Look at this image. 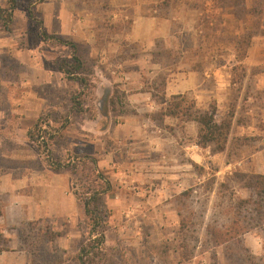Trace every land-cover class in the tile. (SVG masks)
<instances>
[{"label": "crops", "instance_id": "0c3cea01", "mask_svg": "<svg viewBox=\"0 0 264 264\" xmlns=\"http://www.w3.org/2000/svg\"><path fill=\"white\" fill-rule=\"evenodd\" d=\"M206 1L203 8L207 13L213 10L221 18L218 23L216 19L209 24L201 23L200 0H46L34 8L48 35L68 38L85 48L100 85L105 86L104 92L109 94L110 86L119 90L118 121L82 124V132L91 139L87 141V151L95 152L96 139L101 138L103 151L99 164L103 172L107 171L112 187L117 188L121 181L127 190L142 196L149 187L148 203L158 210L167 209L172 222L178 217L174 199L202 183L208 164L216 163L227 151L214 153L212 148L199 145L197 123L182 125L169 117L162 123H154L151 115L163 105L153 99L147 86L163 75L166 100L185 96L198 109L207 110L215 104L221 114L220 109L228 100V93L223 92L233 81L228 79L229 75L224 79L215 66L217 45L221 47L216 38L221 40L222 25L226 32L234 34L253 26L250 18L236 21L233 9L226 12L222 7L208 9L211 2ZM210 27H219L213 38L206 35ZM253 41L244 61L260 69L253 76L257 82L255 90L264 93V59L261 63L253 60L256 51L264 53V47ZM35 69L46 74L40 82L49 84L52 75H48V70L40 66ZM250 76L248 73L246 83ZM260 103L263 105L257 108L264 113V95ZM241 106L240 101L238 112ZM253 127L235 121L230 143L235 128L238 130L235 136H248L255 133ZM13 135L12 132L7 138L11 148L2 155L11 165L17 148ZM254 143L260 144L258 150L249 151L246 146L248 151H241L243 158L249 155V163H245L247 159L225 163L224 170L215 175L232 174L238 168L245 173L264 175V136ZM70 188L67 174H55L46 166L28 172L16 171L12 166L0 167V229L11 241L9 249L0 253V264H32L9 229L23 221L73 219L78 208L76 201L69 198Z\"/></svg>", "mask_w": 264, "mask_h": 264}, {"label": "rangeland", "instance_id": "374dc122", "mask_svg": "<svg viewBox=\"0 0 264 264\" xmlns=\"http://www.w3.org/2000/svg\"><path fill=\"white\" fill-rule=\"evenodd\" d=\"M208 1L211 3L207 8L213 9L215 3L212 0ZM261 1L241 0V4H238L234 0H227L226 2L222 1V4L224 5V12L228 9H233L239 15V19L234 16L236 21L238 20L239 22L244 21L246 18L244 15L245 10L250 11L255 5L259 8L264 7V0L263 4H261ZM37 3L38 0H17V9L10 32L3 28V21L0 22V167L12 166L16 171L20 170L21 172L45 167L47 155L44 153L42 155L39 154L37 148L30 143L28 138V131L43 117L45 123L50 125L49 128L47 126H44V128L48 129L52 134L56 133V130L61 131L65 124L68 125L62 130L66 136V140L60 141L53 148L52 158L55 160L61 158V161L69 162L71 159H74V155L93 157L98 162L100 173L108 178L107 171L103 172L100 167L101 164H99L102 156L101 152L103 151L101 138L96 139L95 152L90 149L87 151V141L91 139L87 138L85 132H82L81 126L84 123H107L108 120L109 122L118 121V110L113 111L110 102L118 94L119 90L116 86H110V93L107 94L104 92L105 86H101V80L98 79L95 84L96 96L94 98V108L90 107L89 100L85 102L84 112L76 113L72 110L71 99L81 89L77 85L78 83L66 81L58 71L59 63L71 55L69 49L57 46L53 41L48 40V43H43L44 34L47 33L43 24L36 23L29 15V10L34 12L35 4ZM7 6V0H0L1 8H7ZM201 6L204 7V5ZM208 13L210 16L206 24H209L210 21H215V19L218 23V20L221 19L214 15L213 10ZM247 18L251 19L253 26L255 22H259L260 25L257 28L259 32L253 38L254 41H252L253 44L257 45L259 42L264 47V15L262 18L257 17L256 21H254L252 15H249ZM221 22L224 24L223 18ZM218 28L210 27L206 35L208 36L209 34L213 38L215 30H218ZM221 28V40H219L218 36L216 38V43L219 44L220 41L221 47L217 45V63L215 66L221 70L224 79L229 75L228 79L234 81L233 70L236 61L234 39L239 33L234 34L233 31L226 32L224 25ZM210 36L208 37L209 39ZM263 59L264 53L256 51L253 60L261 63ZM9 65L17 66L18 83L13 81V79H16V74L9 70ZM90 65L93 67L94 63L90 62ZM243 65L250 72L260 70L256 66H248V64H245V61ZM38 66L43 68V70L46 68L48 75H52L49 84H42L40 82V79L46 74L35 69ZM256 83L255 77H252L247 82L253 92L256 91ZM233 87L232 85L228 90L223 92L228 93V100L225 102L224 108L220 109L223 115L228 112L233 101ZM256 92L254 94L257 96ZM261 101V99H258L254 106H252V111L243 113L247 117L246 121H249L248 124L254 126L255 133L253 132V135L248 134V136L245 134L243 136H235L238 133L237 128H235V134L233 131L232 140L226 155H221L220 160L216 161V163L210 162L205 180L194 187H202L204 191H208L211 189L210 186L214 184L217 187L225 185L229 189L230 185H232L233 190L226 192V189L221 188L218 194L208 196V198L210 197V201L204 210L201 208L184 210L183 215L188 217L187 223L195 224L194 226L190 225L191 227L189 228V243L185 256H181L179 251L176 250L179 244H181V241L178 240L181 231L179 217L176 218V222H172V215L168 216L167 209L158 210L152 204H149L148 198L146 199V196L149 197L151 194L149 187L143 196L135 195L130 190H127L128 188H126L124 183L119 181L117 188L114 189L112 187L111 192L104 197L105 216L107 215L104 224L107 264H227L229 257L226 255L225 246H215L211 241L212 236H210V231L208 233L207 226L211 220L218 226L229 222V209H223L219 204L224 201L225 204H228L231 194L243 200L249 199L251 194L249 191L241 190L235 182V175L242 172L239 168L234 169L232 174H224V172L221 176H216L215 173L219 170L223 171L225 163L236 164L237 161H243L244 159H247L246 161L244 160L245 163H249V155L243 158L242 149L243 151H248L247 147L249 151L259 149L260 144L254 142L260 141L264 136L262 132L264 131V126H260V123L264 124V113L257 108L263 105L260 103ZM100 103H102V106ZM104 116H108V119L106 117L104 119ZM245 131L250 130L246 129ZM12 132L13 136H15V147H17L13 165H11L10 161L2 159L3 153H6L11 148L10 146H12L11 142L7 140ZM82 148L84 151H82ZM70 181L72 188L69 190V198L76 201L78 208V199L74 194L75 191L71 178ZM143 199L145 200L142 201ZM203 211L204 215L202 214ZM175 213L178 215L177 211ZM81 217L82 212L77 209V213L73 219L61 221L48 219L49 226H51L53 231L64 232L66 234V236L59 238L52 245L51 248L54 250L52 253L57 256L61 255L66 263L69 264H73L72 259L79 253L81 244L84 241L81 231ZM26 222L23 221L19 225L12 226L9 229L12 236L17 237V229ZM55 223H57V226H55ZM37 235L36 231L33 232L31 242L36 239ZM252 237L253 242L251 240ZM247 239L249 241L248 244ZM245 240L255 258L264 257V240L260 231L256 230L246 234ZM56 249L60 252H56ZM182 258H190V260L185 261Z\"/></svg>", "mask_w": 264, "mask_h": 264}, {"label": "trees", "instance_id": "16d2710c", "mask_svg": "<svg viewBox=\"0 0 264 264\" xmlns=\"http://www.w3.org/2000/svg\"><path fill=\"white\" fill-rule=\"evenodd\" d=\"M46 0H38L44 2ZM222 1L227 0H212L215 3L214 8L222 7ZM231 1V0H230ZM258 0H256L257 2ZM202 4H206V0H200ZM235 3L241 4V0H234ZM7 8L0 7V22L3 21V28L10 32L11 24L14 19V14L17 9V0H7ZM263 4V0L261 1ZM237 5V4H236ZM203 12L200 18L201 23H206L208 17L207 9L199 7ZM234 16L239 19V15L233 10ZM245 20L252 15L254 21L257 17L262 18L264 15V7L254 6L250 11L245 10ZM29 15L36 23L42 24L38 20L33 11L29 10ZM260 21V19H259ZM208 23V22H207ZM259 22L254 24L250 30H243L234 39L236 61L234 65V81H233V96L232 103L228 112L221 115L215 104H212L207 110L198 109L196 103L185 96L172 97L169 100L165 99L164 87L166 84L165 76H160L153 83L148 84L147 89L153 92V99L162 104L163 107L151 115V120L154 123H162L166 117L177 119L179 123L194 122L198 124L197 142L204 148H212L214 153H222L228 150L230 137L235 121L241 125L248 123L247 117L243 113H249L252 105L258 99H263L264 93L256 92L257 96L251 90V87L246 83L248 73L256 75L260 70L249 71L243 65L247 57L248 50L252 45L253 38L258 34ZM48 40L53 41L55 45L66 47L69 49L70 57L63 59L58 65V71L63 74L64 79L68 82H76L81 91L76 92L72 97V110L76 113L84 112L85 102L90 100V107L95 106L96 86L98 81L94 68L86 58L85 48L77 45L68 38L50 36L44 34L43 43H48ZM49 41V43H50ZM92 67V68H91ZM9 70L16 74L15 83H18V69L16 65H9ZM247 80V82L249 81ZM94 84V85H92ZM247 85L246 89L244 85ZM84 93H83V92ZM86 91V92H85ZM121 97L119 92L111 99L112 110H118ZM241 101V109L238 112V106ZM251 101V102H250ZM89 108V107H88ZM90 109V108H89ZM49 124L45 123L43 117L28 131V138L31 144L37 148V152L47 155L45 166L55 174L66 173L70 176L74 188V194L78 199V210L82 212V236L83 243L81 244L79 253L72 259L73 264H107L106 255V238L104 235V224L107 215L104 203V197L111 192L112 185L110 180L100 173L98 170V162L93 157H79L74 155V159H69V162L61 161V158H52L53 148L60 141H65L66 136L63 131L65 124L60 133L52 134L48 129L44 128ZM58 132V133H57ZM249 141V140H247ZM238 187L241 190L249 191L251 196L247 200L240 199L231 194L228 199V204L225 201L220 203L221 208L229 209V222L216 225L213 220L207 226L208 233L212 236V242L215 246H225L226 255L229 260L227 264H264V257L255 258L251 250L248 248L245 240L246 234L252 231H260L264 240V175L255 173L240 172L234 178ZM232 182V181H231ZM210 190L204 191L202 187L192 188L176 199H174V207L178 213L180 220L181 231L179 244L176 249L181 256H185L189 243V228L195 224H188V217L183 215L185 209H203L208 206L212 194H218L221 188L230 189L228 186L221 185L220 187L210 186ZM224 191V192H225ZM218 205V206H219ZM226 205V206H225ZM192 214V213H191ZM204 215V211L202 212ZM201 216V215H200ZM201 218V217H200ZM191 225V226H190ZM37 232L36 239L32 241L33 232ZM66 236L64 232H55L49 226L48 220L39 219L35 221H27L17 229V241L19 249L26 252L32 264H69L60 255H54L52 245L59 239ZM10 239L6 238L0 229V253L6 251L10 247ZM39 246V247H38ZM56 252H60L58 249ZM189 261L190 258H182ZM106 262V263H105Z\"/></svg>", "mask_w": 264, "mask_h": 264}, {"label": "built area", "instance_id": "2783aa9c", "mask_svg": "<svg viewBox=\"0 0 264 264\" xmlns=\"http://www.w3.org/2000/svg\"><path fill=\"white\" fill-rule=\"evenodd\" d=\"M232 168H230V171H231Z\"/></svg>", "mask_w": 264, "mask_h": 264}]
</instances>
